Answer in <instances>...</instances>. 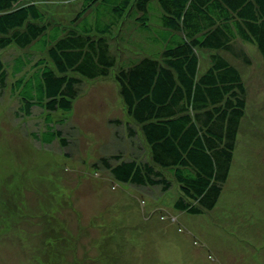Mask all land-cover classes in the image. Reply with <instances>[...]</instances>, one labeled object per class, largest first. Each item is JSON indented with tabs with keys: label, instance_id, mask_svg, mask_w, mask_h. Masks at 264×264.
<instances>
[{
	"label": "trees",
	"instance_id": "trees-1",
	"mask_svg": "<svg viewBox=\"0 0 264 264\" xmlns=\"http://www.w3.org/2000/svg\"><path fill=\"white\" fill-rule=\"evenodd\" d=\"M9 49L18 53L12 64L1 57ZM250 55L264 66V0H83L61 22L39 0H0V88L19 100V116L42 111L46 130L32 137L66 148L53 117L65 121L84 81L108 79L129 118L124 130L147 156L120 153L96 166L118 184L177 188L174 208L189 215L212 211L229 179L248 109L244 73L231 59L246 69ZM51 235L35 264H83L79 234Z\"/></svg>",
	"mask_w": 264,
	"mask_h": 264
},
{
	"label": "rangeland",
	"instance_id": "rangeland-1",
	"mask_svg": "<svg viewBox=\"0 0 264 264\" xmlns=\"http://www.w3.org/2000/svg\"><path fill=\"white\" fill-rule=\"evenodd\" d=\"M39 2L61 22L74 18L83 0ZM17 55L9 49L1 57L12 64ZM252 58L246 69L230 58L244 73L248 109L221 197L199 216L175 210L177 188L118 184L96 166L120 153L147 156L143 141L124 130L129 118L108 79L84 81L65 121L53 117L66 148L36 141L31 133L46 130L42 111L19 116V100L0 88V264H35L52 233L79 234L83 264L107 255L98 264H264V66ZM202 66H209L207 52Z\"/></svg>",
	"mask_w": 264,
	"mask_h": 264
}]
</instances>
